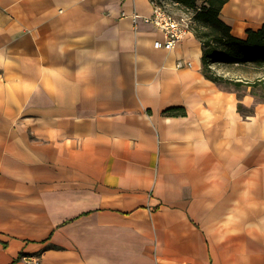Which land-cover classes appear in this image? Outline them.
<instances>
[{
    "label": "crops",
    "instance_id": "crops-1",
    "mask_svg": "<svg viewBox=\"0 0 264 264\" xmlns=\"http://www.w3.org/2000/svg\"><path fill=\"white\" fill-rule=\"evenodd\" d=\"M231 3L234 36L264 24ZM135 13L0 0V264H264V100Z\"/></svg>",
    "mask_w": 264,
    "mask_h": 264
},
{
    "label": "trees",
    "instance_id": "trees-1",
    "mask_svg": "<svg viewBox=\"0 0 264 264\" xmlns=\"http://www.w3.org/2000/svg\"><path fill=\"white\" fill-rule=\"evenodd\" d=\"M173 4L193 10V31L202 44L203 72L207 79L221 84L232 85L235 89L260 86L264 91V77L259 84L245 83L219 76L211 70L212 64L244 65L264 71V24L257 30L248 29L245 38L232 34V28L222 19L221 14L229 0H170ZM197 24V25H196ZM236 90V91H237ZM238 93L239 101L245 95ZM239 110L243 109L241 102ZM169 116H181L182 109H171L166 112Z\"/></svg>",
    "mask_w": 264,
    "mask_h": 264
},
{
    "label": "built area",
    "instance_id": "built-area-1",
    "mask_svg": "<svg viewBox=\"0 0 264 264\" xmlns=\"http://www.w3.org/2000/svg\"><path fill=\"white\" fill-rule=\"evenodd\" d=\"M163 1L164 0H151L152 14L143 17L135 13L133 19L135 22L142 19L145 23L152 24L164 34V41H156L154 43L155 48L172 50L193 30V21H191V23L188 21L190 25L185 19L177 20L166 10ZM188 65L191 64L188 63ZM178 66L181 67L182 64L179 63ZM23 261L26 264L38 262L37 259L33 257H23Z\"/></svg>",
    "mask_w": 264,
    "mask_h": 264
},
{
    "label": "rangeland",
    "instance_id": "rangeland-1",
    "mask_svg": "<svg viewBox=\"0 0 264 264\" xmlns=\"http://www.w3.org/2000/svg\"><path fill=\"white\" fill-rule=\"evenodd\" d=\"M163 2H164L163 5L165 6L166 10L174 18H176L177 20L185 19L187 20V22L189 21L191 23V21L193 20L192 17L194 16L193 10H189V9H185L183 7L177 6L176 4H173L170 0H164ZM211 70H213V72H215L219 76H224L225 78L237 80V81L241 80L245 83H250V84H254V83L259 84L258 80L264 77L263 70L262 71L255 70V69L246 67L244 65L237 66V65H225V64L215 63V64H212ZM225 86L227 88H230L231 90H234V91L237 90L232 85L225 84ZM244 89H246L245 90L246 93L248 90L251 91V94L256 96V99L264 100V91L262 90L260 86L247 87L243 89L241 88V90H237L236 92L239 94H243ZM37 261L39 262V260Z\"/></svg>",
    "mask_w": 264,
    "mask_h": 264
},
{
    "label": "bare ground",
    "instance_id": "bare-ground-1",
    "mask_svg": "<svg viewBox=\"0 0 264 264\" xmlns=\"http://www.w3.org/2000/svg\"><path fill=\"white\" fill-rule=\"evenodd\" d=\"M231 4L232 7L229 9L233 15H239L241 12L248 16H264V2L262 0H232ZM244 8H248V10H246L247 14L243 12Z\"/></svg>",
    "mask_w": 264,
    "mask_h": 264
}]
</instances>
